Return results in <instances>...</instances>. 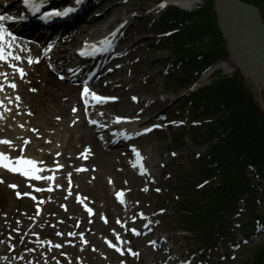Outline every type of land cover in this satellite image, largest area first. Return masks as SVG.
I'll list each match as a JSON object with an SVG mask.
<instances>
[{
  "label": "rangeland",
  "instance_id": "rangeland-1",
  "mask_svg": "<svg viewBox=\"0 0 264 264\" xmlns=\"http://www.w3.org/2000/svg\"><path fill=\"white\" fill-rule=\"evenodd\" d=\"M211 1L212 0H206L201 7L203 6L209 7V4H210L209 2ZM247 1H252L253 3L259 4L262 16L264 18V0H247ZM139 2L145 5L146 7L151 8L154 6L157 0H139L136 2L137 5ZM125 12L127 11L122 7L120 11V16H123ZM211 13H212L211 19L214 22H218L219 20H218L217 11H213V9H211ZM117 21H119V18L117 19ZM153 22L155 21L151 20L148 23H146L145 21H141L139 23V27L140 29L148 28L149 30L151 28L150 24H152ZM207 22L208 20L206 21V23ZM154 29H155V26H154ZM91 33L92 32H90L89 35ZM102 33L103 32L101 33L98 32L94 34V36L101 35ZM151 33L153 32L151 31L146 32L145 36L147 37L143 38V40H148L146 42L148 45H151V43H153V40L148 39V36H150ZM156 33H160V32L156 31ZM206 41L209 43L208 40ZM162 44H163L162 48L158 49L157 52H155L156 48L153 50L150 49L152 53L150 60L148 61V58H147L146 62H141V64H139L136 67L139 70V72L142 73L141 74L142 76H145V77L151 76L150 86L145 87L143 86L142 83L139 82L136 84L135 90L143 91V89H152L153 84L157 83L158 86L155 89H153L156 93L155 96L157 97V95L161 93L164 87V84H165L167 93L170 96L172 95V98L175 99L174 103H178L181 100H183V95L186 94V91H188L191 85L188 83L186 84L185 82H183L182 84L178 82L180 81V79H182L181 71H179V74L175 73L174 75H171L170 77L162 76L161 72L158 73L159 66L157 67V65L160 62L159 59L161 58L163 60V62L161 61L162 62L161 65L162 67H164L165 65L164 58L169 54V51L171 50V45L169 42H166V40H164ZM154 45H155V42H154ZM226 46L228 47L227 44ZM147 50L148 49L142 50L143 52L141 54H144ZM152 65L154 66L152 67ZM154 73H157V75ZM223 74L230 75V76L235 75L239 79L240 82L244 83L250 90H252L256 96L255 98L256 101L253 104L255 106H258L259 108V105L257 102L259 100V95H258L259 89L258 88H261V87L256 82L254 75H250L249 80L244 79L243 73L241 72L240 68L239 69L237 68V71H231L228 74H226V72H223ZM188 107H190V105H188ZM195 116L196 118H201L203 123L205 120H208L210 118L209 116H206L204 113H200V112H196ZM211 116L218 118L220 115L217 113H212ZM218 132H221V131L218 130ZM177 134H180V136L178 137ZM207 135H209V133L206 131V127H203L199 131L197 130L193 131L192 129L188 130L186 128L185 131L168 133V134H165V136L161 135L160 137H158V140H161V141L157 143L155 142L156 144L161 143L163 147L171 146L170 148L174 146L176 153L179 155L178 159H175L171 164H169L166 172L163 168H160L159 164L157 166V170L161 171L159 174H161L162 176L165 175L166 173H170L168 177L169 180L166 184V187H168L169 189L171 188L173 191H176V190L178 191L172 194L173 197L166 196L165 198V199H171V198L174 199L173 202L175 203L173 204L167 203L166 201L164 202L163 198L159 197L156 194H151L150 196L145 197L146 201L144 202V206L151 207L155 205L156 208H158L162 204V206H164L168 210L165 216H161V218H163V222H162L163 228L160 229V232H166V234H168L170 238L169 248H172V252H174L176 255H181L182 257H184V259H189L188 262H190L191 264H240L246 258V256L248 255V251L251 248H253L258 243L264 241V231L263 233L257 236L255 241H251L248 245H244L245 247L242 248L237 253H231L230 251L231 248L229 250L228 247H223V249H220L218 253L213 252V251L204 253L202 248H200L197 244L194 243L191 233H186V234L182 233L184 231L183 226L181 224V221L179 220V215L177 214V208H178L177 204L181 201V199H183V197L180 196L181 194L184 193L183 190L187 186H188L187 187V190H188L189 185L193 186L194 184H196L195 182H197L200 179V173L198 171V166H196V164H197V160H199L198 156L200 155L199 158H203L207 150L209 149V143L207 142L209 138L207 137ZM78 138L79 136L74 137V139H78ZM175 140H178V141L176 142ZM216 141H217L216 139L210 140V143L214 144ZM144 145L146 144L144 143ZM164 151H162L161 153L162 156L160 157L161 161H163L162 163H165L166 157L168 158V154ZM158 156L160 155L158 154ZM105 174L106 173L104 172L103 177L105 176ZM251 176H253V178L262 185V187L260 188L262 190H259L260 198L261 197L262 198L260 201L261 205H259L260 209L258 213L260 215L262 222L264 223V182H263V178L262 177L257 178L254 174H251ZM211 182L217 183L218 181L211 180ZM3 187L4 186H0V219H6V217L10 216L11 214H14V211L16 209H19V211L20 209H22L18 205V203L13 200L12 195L9 193V191L4 189ZM140 197H144V195H140ZM233 221L235 224L234 233L236 234V238L238 239V244H242L241 239L242 237H245V236H243L242 234V229L238 228V225L241 224L242 221H240L239 219H234ZM215 241L216 240L213 238V242ZM225 252H227V255L225 254ZM224 255L227 256V259L226 260L224 259L223 261L221 260V257H224ZM230 256H235L236 259L234 261H230L229 260ZM165 261L166 260L164 256H162L161 258L160 255L154 253L150 249L144 248L141 251L140 256L135 259H132L128 264H161Z\"/></svg>",
  "mask_w": 264,
  "mask_h": 264
},
{
  "label": "trees",
  "instance_id": "trees-1",
  "mask_svg": "<svg viewBox=\"0 0 264 264\" xmlns=\"http://www.w3.org/2000/svg\"><path fill=\"white\" fill-rule=\"evenodd\" d=\"M202 15L207 17L208 22L192 27L190 35L193 39L212 34L216 27L211 19L210 9ZM226 54L222 40L215 39L213 45L203 53L201 65ZM240 87L237 79L223 78L216 83L215 89H210L211 101L209 97L207 99L209 104L216 102L218 107L225 108L228 121L222 120L221 125L231 127V131L224 143L212 152V161L216 162L221 170L220 187L211 188L195 196L197 198L189 205L190 217L185 221L197 232L204 234L206 242L210 241L212 235L225 230L226 216L243 196H253L245 163L251 162L264 168V118L249 104ZM243 264H264V244L253 250L251 258Z\"/></svg>",
  "mask_w": 264,
  "mask_h": 264
},
{
  "label": "bare ground",
  "instance_id": "bare-ground-1",
  "mask_svg": "<svg viewBox=\"0 0 264 264\" xmlns=\"http://www.w3.org/2000/svg\"><path fill=\"white\" fill-rule=\"evenodd\" d=\"M206 0H180L179 6L190 10V11H195L197 9H199L205 2ZM111 4H109V2H103L100 6H98V9H104L106 7H109ZM115 5V4H114ZM219 14V17L222 16V23L224 25V27H227V30H230L231 26L233 25L232 22V18L233 15L228 14L227 12H224V7L222 5L221 2L218 3V7H217ZM96 11V8H92L89 13L92 16ZM223 12L225 13L223 16ZM119 14V6H112L106 13L105 16H102L100 18H95L94 22H96L94 25L92 26H85L84 28L87 30H104V27L108 26L111 24V18L114 15H118ZM96 16V14L94 15ZM93 19V18H92ZM137 21H133L131 23V27L135 28L137 27ZM235 26V24L233 25ZM88 33V32H87ZM79 33H77L76 37L78 36ZM232 53L234 55L237 56V58H239L240 60V64L238 65V67L241 69L242 64H244V61L246 62V66L252 68L253 72H257V65L252 63L250 61V59L247 58V56L245 54H241L240 49L238 47H233L231 48ZM235 60H229V61H222L220 63H218L217 66H215L213 69H217L219 67L223 68L226 71H235L237 70L233 63ZM243 67V66H242ZM40 72L41 75L44 74V78H45V88H41L39 89V93L37 95L31 94L29 93V91L26 89L25 91L22 92L24 100L26 105H30L31 109L38 114V116L36 117V119L33 121V124L36 126V128H41L39 126V123L41 121H46L47 124H49L50 126H52V129H54L56 131V133H58L57 136H55L56 138H62L61 137V133L63 131V135H66L68 133H74L77 131H81V130H85V127L82 124H79L77 126H75L76 128L74 130H69L68 128V123H70L71 119H72V115L70 112V108L71 106H73L76 102H78V98L76 96L77 93V89L75 88H71L68 87L66 84H62L59 83L58 81L53 79V75L52 73H50L49 71L43 69L42 67H40ZM260 70V69H259ZM244 71V75L246 77L249 76L250 73L247 72V68L243 69ZM255 72V73H256ZM261 72V70H260ZM258 73V72H257ZM260 76L264 77V73L261 72ZM35 80V79H34ZM264 81V78H263ZM36 82H37V78H36ZM38 89L37 87H33ZM124 97V95H122ZM66 99V100H65ZM127 104V100H124L122 103H116L113 104L111 106V111L113 113L115 112H120L122 110V107L125 106ZM109 110V109H108ZM60 117L64 118V121L61 120H57ZM53 119V120H51ZM66 119H69V122H66ZM42 129V128H41ZM24 130L23 128L17 130V131H9L7 130V137L13 142V145L11 146L12 148H14L20 141L21 138V131ZM36 133L30 134L28 133V136H30V138L32 139H36ZM91 146V148L95 151L98 152V155L96 157V163H99L101 165V169H106L108 163V157L109 155L105 152L102 151L101 146L99 144V142L96 139L91 138L90 136L86 137L85 139ZM38 144L40 146H47L44 144V142H38ZM48 148L50 150H52L53 148H51V146H48ZM73 145L72 143H68L65 153L68 149H73ZM56 150V149H54ZM28 151L31 153H34L35 150L28 148ZM56 152V151H55ZM54 152V153H55ZM119 152L114 151L112 153H110V157H114L115 161L113 163L109 164V169L112 170V174L115 175L117 178H119V173L121 172V167H127V162L126 161H121L119 162ZM125 177H129L130 179L133 178V173L130 170H126L124 173ZM108 189L109 187L103 185L102 186V192L105 194V198L108 199L109 194H108Z\"/></svg>",
  "mask_w": 264,
  "mask_h": 264
},
{
  "label": "water",
  "instance_id": "water-1",
  "mask_svg": "<svg viewBox=\"0 0 264 264\" xmlns=\"http://www.w3.org/2000/svg\"><path fill=\"white\" fill-rule=\"evenodd\" d=\"M219 2L222 3L225 13L233 15L232 22L233 25L235 24V26L230 25L228 31L222 23L224 32L245 52L251 62L258 66V73L255 71L256 73L253 74L264 92V77L260 76L261 72L264 73V24L258 10L239 0H217V3ZM224 12L223 16H225ZM242 91L248 98L252 96L246 87H243Z\"/></svg>",
  "mask_w": 264,
  "mask_h": 264
},
{
  "label": "snow or ice",
  "instance_id": "snow-or-ice-1",
  "mask_svg": "<svg viewBox=\"0 0 264 264\" xmlns=\"http://www.w3.org/2000/svg\"><path fill=\"white\" fill-rule=\"evenodd\" d=\"M24 6L26 9H29L33 12L39 10V5L36 3V0H22ZM42 3V0H41ZM77 3H79V0H77ZM165 5H161V7H164ZM72 11V9H67L65 11H58V10H53L52 12L46 13V16H64L67 15L68 12ZM15 17H7V16H2L0 15V61H5L7 62L9 60V55H8V49L12 47V44L10 41H5L6 37H10L12 39H15L13 36V33L8 30V28L5 26L3 23L6 20H14ZM85 54V53H81ZM11 59L13 60H20L21 57L18 55H12ZM32 59L29 58V63H32ZM35 62H39L38 60ZM13 68H17V65L12 64L11 65ZM20 72L21 78L26 74L24 72V69L19 68L17 69ZM12 88H15L16 85L15 83H12L10 85ZM2 87V86H0ZM33 91H36V89H32ZM82 95L84 96V102L88 103V96L91 95L95 100L99 102H104L107 98L98 96L96 93L91 92L88 87L83 88V93ZM17 99H19V96H17ZM76 111V109H73ZM122 118L117 117V120H121ZM147 131V130H146ZM3 143H7L11 145L10 141H2ZM139 155V154H138ZM37 162L31 159H25L23 157H17L15 159L11 158L9 155L5 154L4 152H0V167H4L12 172H23L24 175H34L35 173H38L40 171L39 168L36 167ZM20 165H30L31 166V171H26L24 170ZM142 167V166H141ZM35 179H40L41 177L39 175H34ZM51 179V177H49ZM2 182V181H0ZM13 187H16L13 185ZM159 191V189H157ZM17 195H21L19 192H17ZM118 196H122V193L118 194ZM123 202V201H122ZM87 207V206H86ZM88 212L91 213L92 209L88 208ZM143 215V214H141ZM132 231L136 234H139L136 232V229H132ZM131 251V250H129ZM133 255H138V253H132Z\"/></svg>",
  "mask_w": 264,
  "mask_h": 264
}]
</instances>
